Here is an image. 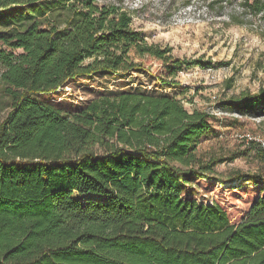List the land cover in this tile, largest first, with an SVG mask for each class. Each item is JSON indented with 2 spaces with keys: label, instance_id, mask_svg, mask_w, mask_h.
Returning <instances> with one entry per match:
<instances>
[{
  "label": "trees",
  "instance_id": "1",
  "mask_svg": "<svg viewBox=\"0 0 264 264\" xmlns=\"http://www.w3.org/2000/svg\"><path fill=\"white\" fill-rule=\"evenodd\" d=\"M65 1L62 28L35 22L0 34L11 103L0 121V264H264V175L223 180L214 168L237 156L199 159L210 114L138 91L69 113L38 99L81 75L156 65L163 83L200 64L148 44L119 7ZM35 2L0 0V23ZM244 2L264 15V0ZM225 105L264 116V90ZM246 145L264 160L258 144Z\"/></svg>",
  "mask_w": 264,
  "mask_h": 264
},
{
  "label": "rangeland",
  "instance_id": "2",
  "mask_svg": "<svg viewBox=\"0 0 264 264\" xmlns=\"http://www.w3.org/2000/svg\"><path fill=\"white\" fill-rule=\"evenodd\" d=\"M244 1L94 0L98 6H116L129 13L132 29L139 31L148 44L169 49L174 59L200 64L184 66L163 83L152 73L156 65L147 73L81 75L63 86H69L67 94L37 97L62 113L77 111L99 96L127 91L175 98L188 112L199 110L212 116L211 130L196 145L200 160L237 156L217 165L216 176L225 180L233 171L248 176L264 175V160L243 139L247 135L264 141V116H235L225 105L244 92L264 90V15L255 14ZM35 3L34 8L31 5L19 8L1 22L0 34L24 30L35 22L43 27L60 24L57 27L62 28L61 22L72 4L63 0ZM45 8L50 9L38 16ZM0 48H4L1 42ZM10 107V100L0 86V121ZM253 183L250 179L248 185Z\"/></svg>",
  "mask_w": 264,
  "mask_h": 264
},
{
  "label": "built area",
  "instance_id": "3",
  "mask_svg": "<svg viewBox=\"0 0 264 264\" xmlns=\"http://www.w3.org/2000/svg\"><path fill=\"white\" fill-rule=\"evenodd\" d=\"M69 90H70L69 86H65V87L58 88L55 93L65 92V94H67L69 92ZM60 100L61 99H59V101ZM233 115L237 116V114H233ZM239 117H241V116H239ZM243 139L245 140L246 144H248V143H256V144H258V146L264 152V141H262V140L257 141L255 137H251V136H247V135H245Z\"/></svg>",
  "mask_w": 264,
  "mask_h": 264
}]
</instances>
